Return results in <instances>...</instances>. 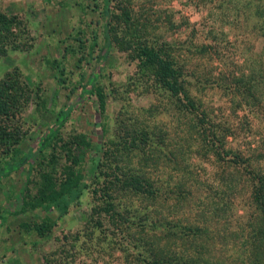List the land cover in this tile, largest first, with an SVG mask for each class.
I'll return each instance as SVG.
<instances>
[{"label": "rangeland", "instance_id": "1", "mask_svg": "<svg viewBox=\"0 0 264 264\" xmlns=\"http://www.w3.org/2000/svg\"><path fill=\"white\" fill-rule=\"evenodd\" d=\"M0 11L17 20L0 32V80L24 88L18 147L34 152L0 179V264H252L241 250L256 243L250 195L264 174V0H0ZM145 47L185 65L219 155ZM51 127L90 144L88 187L61 215L28 209L20 194L29 179L35 193L40 169L61 177L60 143L38 148ZM137 176L151 193L134 190ZM44 216L47 237L23 226Z\"/></svg>", "mask_w": 264, "mask_h": 264}, {"label": "trees", "instance_id": "2", "mask_svg": "<svg viewBox=\"0 0 264 264\" xmlns=\"http://www.w3.org/2000/svg\"><path fill=\"white\" fill-rule=\"evenodd\" d=\"M16 21L15 15H9L0 11V32L10 33ZM106 43L109 45V38L107 36ZM139 54H143L146 62L156 65L157 77L161 84L171 91L173 95H181L188 101L186 106L187 108L191 107L190 111L194 113L197 125L201 128V134L198 135L201 136L203 143L208 141L214 153L219 155L221 147L217 144L219 136L214 128L205 126L209 125L206 118L207 113L204 111L199 112L193 100L189 97V90L186 85L187 75L184 69L185 65H181L174 58L172 51L163 52L153 47H145L140 50ZM62 81L63 78L60 79V82ZM96 94L99 107L103 109L105 98L100 88L96 90ZM24 95V88L19 84L16 77L13 78L8 75L5 79L0 80V155L4 159L3 163L0 164V179L17 173L26 163H29L30 167V162L27 159L32 160V156H34L33 151L22 154V150L18 147V143H20L25 134L18 124V121H20V116H18L20 100ZM68 113L69 110L63 112L58 120L61 121ZM49 133V137L44 136L40 138L38 148L39 151L40 149L42 151L43 148L52 145L55 141L56 143H60L62 150L65 152V163L62 167L61 177L57 178L52 172L40 169L38 173L40 181L35 193H30L29 189H27V185L31 181L29 179L26 180L24 190L20 194L22 203L28 209L41 208L44 211L54 210L61 215L67 211L71 202L81 196L84 189L88 187V179L84 177L81 163L85 157V150L90 147V144L82 134H74L68 140H65L55 128H49ZM234 156L236 160L233 161L236 164V168H238L237 165L241 164L240 158L242 156L236 153H234ZM52 157L54 161L56 156L52 154ZM252 179L256 181V184L253 183V192L250 196L255 203L257 217L252 221L251 228L256 233V243L253 245L246 242L247 244L244 247L246 250L244 252L241 250V254L245 259L248 258L252 264H264V240L262 237L264 235V174L254 175ZM130 181L134 190L146 194L152 192L151 189L148 190L150 185L146 182L147 180L144 181L143 177L137 176ZM107 196H109V193ZM5 219L6 217L2 218V220ZM125 220L129 221L130 218L126 217ZM53 225L54 220L45 216L33 223L26 222L23 224L25 228L34 230L38 236L43 238L49 235ZM242 262L244 261L242 260Z\"/></svg>", "mask_w": 264, "mask_h": 264}]
</instances>
